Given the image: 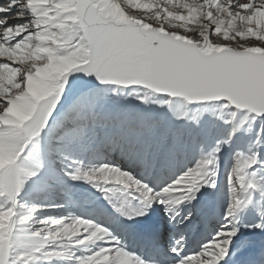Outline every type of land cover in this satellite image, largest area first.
<instances>
[{
	"label": "snow or ice",
	"instance_id": "obj_1",
	"mask_svg": "<svg viewBox=\"0 0 264 264\" xmlns=\"http://www.w3.org/2000/svg\"><path fill=\"white\" fill-rule=\"evenodd\" d=\"M0 264H264V0H0Z\"/></svg>",
	"mask_w": 264,
	"mask_h": 264
},
{
	"label": "rangeland",
	"instance_id": "obj_2",
	"mask_svg": "<svg viewBox=\"0 0 264 264\" xmlns=\"http://www.w3.org/2000/svg\"><path fill=\"white\" fill-rule=\"evenodd\" d=\"M135 9H133V11H134Z\"/></svg>",
	"mask_w": 264,
	"mask_h": 264
}]
</instances>
